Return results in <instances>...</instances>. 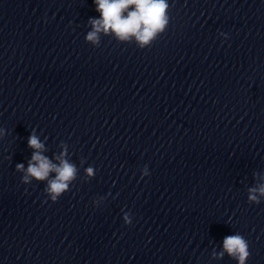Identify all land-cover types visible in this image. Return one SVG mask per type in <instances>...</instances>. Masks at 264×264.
<instances>
[{
	"label": "clouds",
	"instance_id": "9594fccd",
	"mask_svg": "<svg viewBox=\"0 0 264 264\" xmlns=\"http://www.w3.org/2000/svg\"><path fill=\"white\" fill-rule=\"evenodd\" d=\"M94 3L100 18L89 20L92 31L86 36V39L93 43L98 42L99 33L107 34L111 31L121 41L134 37L143 48L149 45L158 34L163 33L168 24L167 0H94ZM130 6L134 8L128 11ZM28 146L35 151L29 161L23 182L28 183L30 177L37 181H45L51 172H55V178L48 180L46 192L51 195L53 201H56L68 190L69 183L75 178V166L60 157H57L60 159V164L57 166L43 156L41 150L44 145L34 133L28 138ZM16 170L24 171V165L17 164ZM87 172L91 175L93 170L89 168ZM256 193L264 196V184L249 189L248 200L259 204ZM223 249L229 256L236 259L238 264H246L251 255L248 241L240 234L225 237ZM220 256H223V252Z\"/></svg>",
	"mask_w": 264,
	"mask_h": 264
}]
</instances>
